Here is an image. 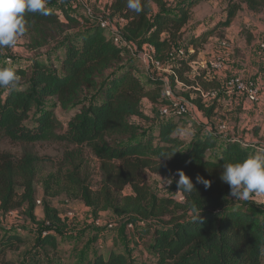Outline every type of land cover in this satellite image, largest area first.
Listing matches in <instances>:
<instances>
[{"label":"trees","instance_id":"obj_1","mask_svg":"<svg viewBox=\"0 0 264 264\" xmlns=\"http://www.w3.org/2000/svg\"><path fill=\"white\" fill-rule=\"evenodd\" d=\"M200 1L140 0V13L128 9L126 0H112L108 6L109 20L118 17L126 21L114 29L135 50L152 45L151 59L160 64L174 58L165 83L161 77L149 76L143 81L134 75L141 62L125 54L128 48L114 41L99 18L86 16L80 22L64 10V5L57 9L61 12L47 6V16L26 13L23 36L31 40L30 48L37 52L28 68L15 70L19 80L14 88L0 87V138L22 143L66 142L80 150L87 148L99 160V188L92 190L87 179L81 178L85 160L67 157L70 172L65 175L94 215L111 210L117 217L143 221L137 225L135 242L141 246L150 237L149 251L154 260L139 264H264V210L256 214L232 202L230 187L221 179L225 163L243 161L264 149L236 137L203 132L195 133L186 145L187 139L177 131L174 118L152 120L146 128L131 120L134 116L148 120L142 113L143 100L165 104L162 90L156 88L166 84L174 92L178 82L194 88L197 107L208 118L212 116L214 103L205 106L196 88L206 92L221 83L205 80L203 73L191 78V63L206 39L218 27L229 26L243 5L260 10L264 0H222L226 3V20L185 44L192 8ZM183 44L182 56L177 55V47ZM46 45V50H40ZM85 94L89 100L81 102ZM51 97L64 110L75 107L66 128L43 101ZM39 161L32 154L15 157L0 150L2 213L25 203H30L31 209ZM179 170L192 179L195 187L191 193L181 192L182 202L152 191L147 174L179 179ZM197 176L210 181V187L198 183ZM128 186L133 193L122 195ZM18 187L23 188L21 196ZM44 208L48 220H60L47 203ZM23 241L20 234H5L0 255L18 249ZM41 243L54 252L58 250V240L51 232ZM82 264L131 263L122 252L106 255L98 251Z\"/></svg>","mask_w":264,"mask_h":264},{"label":"rangeland","instance_id":"obj_2","mask_svg":"<svg viewBox=\"0 0 264 264\" xmlns=\"http://www.w3.org/2000/svg\"><path fill=\"white\" fill-rule=\"evenodd\" d=\"M169 1L177 3L180 0ZM202 1L207 2L200 6L199 4H195L192 8L193 17L186 29L185 44L187 40H190L196 35L199 23L207 22V26L212 25L215 27L226 20V3L224 1ZM110 2L111 0H62L61 3L58 0H48L47 6L57 10L61 5H64V10L68 14L80 20V22H84L86 20L84 3L90 9L93 18L105 19L107 18V9ZM116 19L109 20L112 29L120 28L123 24L122 22L118 23ZM263 27L264 8L250 10L246 5H243L229 26L218 27L216 33L213 34V38L218 39L217 44L222 47L218 48V53L214 57L216 59L212 60V62L220 64L219 68L212 69L210 67V69L216 71V73L221 72L225 79L219 87L211 92V94H217L215 97L210 96L205 98L208 100L205 103L207 106L212 105L211 98L219 100L223 95L228 97L227 99L229 100L239 98L238 94L228 93L224 88L226 81L233 77L244 80H255L260 86V94L262 93L264 48L261 45L264 43V37L260 38L261 36L258 32L259 30H263ZM225 28H227L228 32ZM250 31L254 33L255 37ZM108 33L111 34V31L108 30ZM226 34H228L227 38H225ZM30 44L31 40L22 36L14 48L0 49V68L10 67L14 71L28 68L30 58L37 52V50L30 48ZM185 44L177 47L175 51L177 55L183 53L182 47ZM46 46L40 47V50H46L48 48ZM149 46L145 44L138 51L135 50V47L128 48L125 51V54L141 62L133 74L139 76L143 81L149 76H157L164 78L167 82L168 76L172 73V64L175 63L174 58L165 64H157L148 57L143 60V54H148ZM192 52V49L189 50V54H192ZM55 59L57 60L56 57ZM207 60L205 61V67L208 70L210 60ZM191 64L193 69L189 72L190 77L197 75V73H193V71L198 70L197 58ZM150 88L154 87L150 86ZM164 88L165 86H160L156 90L161 91L163 89L162 92L164 93ZM174 94L188 104L190 108L189 115H176L175 117L162 116L160 114L162 103H153L145 99L141 106L142 113L151 120L136 116L132 117L131 120L140 127L146 128L153 122L152 120L174 118L177 121V131L187 135L185 138L188 139L191 136V130H188L187 124L194 122L193 126H197V121L192 120V116L197 117L195 115L197 91L184 83L178 82ZM207 94L205 93V95ZM260 98L262 101V94ZM85 100H89L86 94L83 95L81 102ZM43 101L48 108L54 111L57 119L66 128L71 118V113L75 111V107L64 110L60 107L55 97L46 98ZM202 116L205 120L207 119L212 122L210 120L211 117ZM230 118H232V120L230 119L232 123L228 124L225 122L226 124L232 126L237 123L236 117L230 116ZM215 121L217 123L216 119ZM252 129L250 133L244 136L245 141L256 139V136L252 135ZM0 150L9 152L15 157L32 154L40 159L36 167L34 183L35 196L31 203V209L30 203H25L19 209L12 210L6 214L0 211V242L5 234L14 233L20 234L24 240L18 249H10L4 255H0V264H66L67 262L82 264L85 258H93V254L95 255L99 250L106 255L111 252H122L127 256L131 264H139L141 261L153 262V252L149 251L150 237L144 240L141 246L135 242L137 225L143 224V221L134 217L130 219L127 217H117L111 210H102L98 215H94L93 209L84 204L78 196L76 188L67 179L65 174L70 172V167L68 165L69 161L66 158L85 160L86 167L81 168V178L83 180L87 179V183L92 190L99 188L102 180L99 160L87 148L80 150V148L77 149L66 142L45 141L22 143L13 142L8 138H0ZM147 179L152 191L159 197L182 202L181 192H177L178 189L175 182L164 186L166 183L164 180L173 179L175 181L178 180L177 176L162 177L157 174H147ZM17 190L21 196L23 194V188L18 187ZM132 193L130 186L122 191V195H130ZM230 200L250 208V211L256 214L264 210V195L253 194L247 200L238 201L231 196ZM45 203L50 208L56 210L57 216L60 219L58 222L46 218ZM175 216H178V214ZM50 232L58 240L57 252L52 251V249L46 246L44 247L41 243L43 237ZM94 251L96 252L94 253Z\"/></svg>","mask_w":264,"mask_h":264},{"label":"clouds","instance_id":"obj_3","mask_svg":"<svg viewBox=\"0 0 264 264\" xmlns=\"http://www.w3.org/2000/svg\"><path fill=\"white\" fill-rule=\"evenodd\" d=\"M48 0H0V49L14 48L26 32V13H39L47 16ZM126 6L137 13L142 11L140 0H126ZM19 77L10 67L0 68V87H15ZM178 180H164L165 185L173 182L177 192L191 193L195 190L192 179L183 170L177 172ZM223 182L229 185L230 195L235 200H247L251 195H264V151L257 150L243 161L229 162L223 165L221 174ZM198 183L210 187V181L200 176Z\"/></svg>","mask_w":264,"mask_h":264},{"label":"crops","instance_id":"obj_4","mask_svg":"<svg viewBox=\"0 0 264 264\" xmlns=\"http://www.w3.org/2000/svg\"><path fill=\"white\" fill-rule=\"evenodd\" d=\"M111 2H112V0H111ZM111 2H110V4H111ZM206 2L207 1H200L198 4L200 6ZM201 15H203V14H201ZM115 18H117L116 21L118 23H121V22L123 23L120 26V28L126 22L122 18H118V17H115ZM211 28H213V26L212 25L207 26V22L206 23L202 22L201 24L199 23V25L197 27V33L195 36H199L201 33L205 32ZM225 30L228 32L227 28H225ZM106 32L108 33V30H106ZM215 33H216V31H215ZM215 33H213V34H215ZM258 33L261 36L260 38L264 37V27H263V30H259ZM108 34H110V33H108ZM213 34L210 35L206 39L205 43L200 47L198 55H197V69L198 70L193 71V73H195V74L197 73V75L200 73H203L205 75L204 76L205 80H207L209 82H214V83L220 84V83H223L224 79H225V77L222 76L221 72L216 73V71H213L210 69L209 65H208V70L205 67V61L207 59H209L210 60L209 62H211L212 60L216 59L214 57L218 53L217 52L218 48L222 47V46H219L217 44L218 39H216L215 37L213 38ZM251 34L254 35V33H252V32H251ZM227 35L228 34L225 35V38H227ZM254 37H255V35H254ZM150 49H152V45L149 46V50ZM208 49H209V51H208ZM191 66H192V64H191ZM192 69H193V66H192ZM197 75H194V76H197ZM194 76H191V78H194ZM163 80L165 83L166 82L165 79H163ZM162 86L164 87L165 84ZM162 91H163V89H162ZM261 94H262V101L260 98L259 101L256 103L249 102L248 100H245L240 95H239V98L235 99V100H229V99H227L228 97H226L224 95L221 96L219 100H217L215 98H211L212 104L214 103V105H215L213 108V111H212V114L213 113L214 114L211 116V119H210V120H212V122H210L207 119L205 120V118L202 116V115H204V113L201 109H199L198 107L195 108V112H196L195 115H197V117L195 118V116H192V120H194L195 122L197 121V126H193L194 122H189L187 124L188 130H191V132H190L191 136L188 137L186 145H188V143H190V141L192 140V137L195 133L203 132L204 134L217 133V134H219V136L221 138H225L226 136L236 137V138H238V139H240L246 143H249V144L251 143L253 146H256L257 148L261 147L260 149H262L264 147L263 146V144H264V141H263V139H264L263 138L264 137L263 136L264 135V78L262 81V93ZM261 94L259 97H261ZM216 95L217 94H211V93L204 95L202 102L205 104L208 102V100L205 98L210 97V96L215 97ZM222 105H223V107H222ZM205 106H207V105L205 104ZM191 108H192V106H191ZM230 116L231 117L234 116L237 118V123L233 124L232 126L228 125V124L232 123V122H230V119L232 120V118H230ZM215 119L217 120V123H216ZM225 122L228 124H226ZM251 129H252V135L256 136V139L245 141L244 136L247 135L248 133H250ZM183 134L181 133L183 138H185L187 135H185V134L183 135ZM99 251L101 252V250H99ZM95 252L96 251H94V253ZM102 253H104V252H102ZM93 256H94V254H93Z\"/></svg>","mask_w":264,"mask_h":264},{"label":"built area","instance_id":"obj_5","mask_svg":"<svg viewBox=\"0 0 264 264\" xmlns=\"http://www.w3.org/2000/svg\"><path fill=\"white\" fill-rule=\"evenodd\" d=\"M61 1L62 0H58ZM84 7H85V15L89 18L93 17V15L90 12V9L88 8V6L84 3ZM99 24L101 25V27L105 28L106 30H110L112 37L114 39V41L121 45V46H126L127 48H132L133 45L128 42L125 41L119 34L116 33L115 29L111 28L110 24H109V19L107 18H99ZM262 48H264V43H262L261 45ZM153 51V47L152 49L149 50L148 54H143V60L144 58L148 57L149 59H151V52ZM147 59V58H146ZM157 64H160L158 62H155ZM220 66L219 63H215V62H210V67L212 69H218ZM225 90L228 91V93H235L238 94L242 97H244L246 100H248L249 102L252 103H256L259 101L260 99V86L258 85V83L255 80H244L242 78H238V77H233V78H229L226 81V84L224 86ZM197 90L201 91V95L204 96L205 93H211L214 90H209L204 92L201 90V88H196ZM164 99H166V103L163 104L160 108V114L162 116H176V115H189L190 114V108L188 106V104L175 96L174 92L168 87V85L165 84V88H164Z\"/></svg>","mask_w":264,"mask_h":264}]
</instances>
